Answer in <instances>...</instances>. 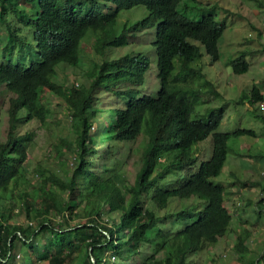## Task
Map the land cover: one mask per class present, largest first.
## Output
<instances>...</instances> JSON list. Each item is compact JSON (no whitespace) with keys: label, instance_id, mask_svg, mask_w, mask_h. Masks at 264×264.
I'll list each match as a JSON object with an SVG mask.
<instances>
[{"label":"trees","instance_id":"trees-1","mask_svg":"<svg viewBox=\"0 0 264 264\" xmlns=\"http://www.w3.org/2000/svg\"><path fill=\"white\" fill-rule=\"evenodd\" d=\"M185 1L0 0V94L9 97V132L0 144V264H18L19 244L38 257H23L21 264H195L194 254L230 231L226 188L212 179L225 166L229 140L256 132H219L224 107L194 116L206 95L221 96L204 72L202 48L211 64L219 62L227 24L212 14H182L181 4L190 9ZM137 8L144 10L138 24L155 29L156 91L146 86L145 54L109 52L135 43L139 28L120 27L117 20ZM89 33L96 59L88 57L86 82L59 83V71L83 64ZM256 53L233 59L232 73H247V58ZM40 88L64 100L71 135L60 138L59 173L39 168L33 183L28 164L37 132L20 131L32 122L48 128L50 111ZM239 102L255 108L264 122L257 108L264 105L262 89L255 85ZM141 136L143 149L133 147ZM209 137L211 157L193 171L195 147ZM134 153L140 167L131 182L123 165ZM67 213L86 222L68 226L67 217V226L58 225L54 218ZM19 214L31 223H16ZM244 233L237 240L247 243ZM260 248L264 252V241ZM254 255L251 264H264V253Z\"/></svg>","mask_w":264,"mask_h":264},{"label":"rangeland","instance_id":"rangeland-1","mask_svg":"<svg viewBox=\"0 0 264 264\" xmlns=\"http://www.w3.org/2000/svg\"><path fill=\"white\" fill-rule=\"evenodd\" d=\"M183 3L189 4L188 8L190 9L181 4L179 11L190 18L199 19L204 14H212L218 21L224 20L227 24V28L219 41L221 54L219 62L211 64L204 48H202L204 72L221 96L210 98L206 95L205 100L207 103L198 106L194 116L206 114V109L224 107L225 115L218 129L219 132L236 133L239 129L256 132V137L243 135L238 138L232 137L229 140L230 150L225 166L221 174L212 179L213 183L226 188L225 206L233 216L231 229L217 243L207 245L204 250L194 254L192 260L195 264H251L253 257H255L254 252L257 255L264 253L260 252V247L264 241V207L260 211L261 215L257 213L258 203L262 199L264 200V122L257 119L254 113L255 108L248 104H242L239 100L244 94H250L255 85L264 92V0H186ZM143 11L137 8L136 10L122 12L119 15L117 22L120 27L127 26L131 28L137 26L139 30L136 32L133 45L126 48H115L109 52L113 56H121L126 52L145 54L150 60V67L146 75V86L149 91H156L159 89L158 66L151 46L155 29L152 27L143 29L138 24L143 18ZM91 34L89 33L83 40V55L86 56L83 64L73 68L67 67L64 72L59 71V83H66L71 86L75 82L76 86H79L86 82L87 78L84 77V73L90 65L88 57L96 59V56H93L91 39L87 41L88 38H92L89 37ZM244 51L258 53L252 55V57L248 56L247 59L251 66L247 73L235 75L232 73L230 63ZM39 92L50 111L48 128H39V123L32 122L21 128L20 131V133H24L27 129H35L37 132L36 146L30 154L28 164L29 178L33 183L38 182L40 179L36 172L39 168H49L51 171L59 173L57 166L59 160L55 156H57V151L60 148V138L64 135H71L70 118H68L69 114L64 100L51 94L45 88H40ZM105 106L106 100L102 107ZM261 106L258 105L257 108L259 112L264 114V105L262 109H260ZM8 107V95L0 94V144L6 142L8 137ZM91 130L95 132L93 126ZM133 147L143 149L142 136L133 144ZM65 151V154L70 157L68 151ZM195 151H198V161L193 171L197 170L201 162L210 159L212 138L209 137L207 140L198 143ZM139 161L138 155L134 153L123 165L127 171V178L131 182L134 181L139 170ZM161 215H163V212H161ZM67 217L68 219L70 217L68 213L54 219L57 220L58 225L63 223L67 226L68 223L64 219ZM73 218L69 219L68 226L73 227L86 222L85 218ZM14 219L16 223L22 225L31 223L22 214H19L17 218L14 217ZM166 228L168 229V227ZM174 228L179 229L178 223L174 225ZM242 233L245 234L248 240L247 243H243L244 240H237L238 235ZM148 235L151 236L150 232ZM18 248V264H21L23 257L33 261L38 258L36 254L30 253L24 245L19 244ZM25 250L29 252L28 255L25 254ZM241 250L248 252L243 253V255L239 253ZM147 252L148 254L151 253L149 247ZM108 254L111 255V253ZM142 258L139 257L138 260L141 261ZM36 264L47 263L38 260Z\"/></svg>","mask_w":264,"mask_h":264}]
</instances>
